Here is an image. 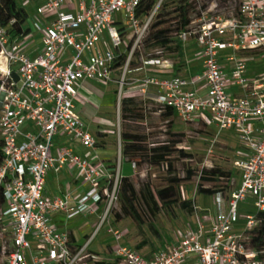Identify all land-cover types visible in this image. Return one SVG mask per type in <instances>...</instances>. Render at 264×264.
Segmentation results:
<instances>
[{"label":"built area","instance_id":"1","mask_svg":"<svg viewBox=\"0 0 264 264\" xmlns=\"http://www.w3.org/2000/svg\"><path fill=\"white\" fill-rule=\"evenodd\" d=\"M139 2L25 0L34 4L31 27L12 36V22L0 26V264L94 261L86 245L72 251L68 234L58 231L51 217L61 212L67 218L91 213L100 203L106 216L118 199L122 177L118 166L107 169L97 155L81 156L70 146L57 148L54 139L64 137L85 151L95 150L97 138L75 109L79 87L87 82L115 83L119 97L123 94L125 70L117 80L113 73L127 67L162 7L160 0L147 15L137 18ZM119 12H124V23L116 19ZM175 34L182 48L190 41L198 45L202 71L193 77H144L137 88L142 106L150 108L152 101L157 112L169 107L185 124L214 128V139L224 130H234L246 152L245 158L232 162L239 183L230 192L226 210L217 203L208 228L191 200L195 229L185 230L178 245L149 259L125 245H117L114 254L122 264H185L190 255L196 256L198 264H264L247 244L259 225L258 214L264 213V72L249 76L247 69L250 61L264 63V0H238L228 17H190L186 28ZM35 36L41 47L30 57L27 49ZM224 50L230 51L225 55L229 73L219 62ZM127 51L123 66L113 67L117 56ZM154 55L142 60L143 65L171 68L163 49H156ZM150 87L156 95L149 96ZM233 87L239 94L231 92ZM135 165L130 163L133 170ZM64 167L78 172L88 187L73 206L69 193L53 199L44 196L47 173ZM229 184L234 185L232 178ZM180 192L185 199L182 188ZM248 198L254 212L244 216V229L236 235L239 205ZM109 233L120 240L118 231ZM205 236L207 242H203Z\"/></svg>","mask_w":264,"mask_h":264},{"label":"rangeland","instance_id":"2","mask_svg":"<svg viewBox=\"0 0 264 264\" xmlns=\"http://www.w3.org/2000/svg\"><path fill=\"white\" fill-rule=\"evenodd\" d=\"M24 1L25 0H17V4L24 7L29 14V18L23 24L24 28H28L31 27V21L34 16V4L24 3ZM159 1L160 0H158V2ZM169 1L178 2L180 0H161L160 5H164ZM190 2V17L192 19L201 16L206 19H212L218 16L228 17L229 13L234 11L238 4V0H190ZM123 14L124 12L117 13L116 19L118 22H125ZM171 35V37L176 41V34L173 33ZM154 51L155 50L150 47H141L136 49L133 52L132 58L127 67H122L121 69L114 71L113 74L115 75V80H117L123 75L125 70V84L123 85V91L131 89L136 90V88L140 86V81L146 76L160 78L159 76L162 74L159 73V69L157 67L144 66L140 60V57L142 60H145L146 55L153 53ZM127 54L128 51L126 52V56ZM180 57L181 56L178 57L177 55L170 54L168 52H164L163 54L164 59H167L169 62L174 64L171 70H175V66L179 65ZM165 72L166 71H163V75ZM136 78L139 80L134 84H131V80ZM92 84H95L103 89L107 87L111 88V84L105 86L97 83ZM113 85L115 87L114 89H117L118 85L115 83ZM115 93L117 95L116 106L114 105L115 97L112 96L110 99H107V104L105 105L106 107H104L108 109V112H101L102 115L100 118H102V122H99V125L96 124V120H91L89 116H87L85 106H82V103L79 100L75 101L76 112L80 115L81 119L84 121L93 136L96 137V134H98V132H96L97 129L99 131L104 130L107 133V140H105V142H100L96 147L97 150L101 149L104 151L105 160L103 161V164L107 169H117L118 159L120 162L123 160L121 139L125 131H130L131 133L145 135L147 144L164 142L172 143L173 141H180V143L177 144L176 149L172 150L173 153L169 156V160L173 164L174 173L177 177L183 178L184 172L188 168L193 169L194 171L190 180H184L180 184L184 192L189 191L192 193L196 191L198 172L201 168L209 169L213 166H219L223 169L232 171V161L234 159L233 152L235 150H242L239 140L234 135V130L222 131L216 137V141L212 143L211 136L205 131L203 125L185 124L176 115H173L171 126H168V124L164 121L162 122L157 115L146 113L144 117V115L139 112H125L124 107L121 104V101L126 99L124 95L125 93L123 92L124 94L120 97L118 95V90H115ZM135 101L138 103L140 100L139 98H135ZM209 130L212 132L213 136L215 129L210 127ZM230 135H232V137H229ZM54 141H57V138H55ZM177 149H181L183 153L189 154L190 157L182 158L179 156V153L176 152ZM134 162L136 165L129 182L137 199H139L140 190L145 186L149 187L152 191L166 186V179L169 176L166 174V167L164 164L162 167L154 166L150 165L148 162L139 160L138 158H135ZM110 173L112 174L113 172ZM235 175L237 174L235 173ZM239 178L240 177H238L237 180H239ZM111 179H115V175H112ZM224 182L221 181L220 185H223L226 189L223 193L216 195V202H219L220 200L227 201L230 190L234 189L235 181L234 185H227ZM204 186L208 187L210 184H204ZM118 187H120V181H118ZM117 196L118 199L116 203L112 206L106 216H104L103 205L100 217L104 220L103 223H100L99 220L96 229H100L101 231L105 229V232L110 235L111 239L113 237L109 231H118L121 234V238L119 241L112 239L113 243L118 245L133 246L139 240L138 228L136 223L130 217L122 216L121 200L119 195ZM196 196L198 197V202L202 206L214 203L208 201V199L211 198L206 195L196 194ZM138 210L144 220L142 229L146 236L152 241L155 248H163L177 241L181 237L185 228L186 217L177 206L172 208L161 207V211L154 217L149 216L142 206H138ZM250 212H254V209L252 207V199L248 198L245 202L240 203L239 205L240 220L236 225L239 226L240 229L233 231L236 235H240L242 233L245 226L244 216L246 213ZM115 215H119L121 220H116ZM148 223H150L153 229L157 232V237L153 236L152 232L148 229ZM260 254L262 256L260 261L261 263H264V250H262ZM106 255L103 254L102 256L104 257ZM98 257H100V255H95L92 259L95 260L98 259Z\"/></svg>","mask_w":264,"mask_h":264},{"label":"crops","instance_id":"3","mask_svg":"<svg viewBox=\"0 0 264 264\" xmlns=\"http://www.w3.org/2000/svg\"><path fill=\"white\" fill-rule=\"evenodd\" d=\"M34 40L35 41L32 42L27 49L30 57H34L36 52L41 47L40 43L38 42V36H35ZM228 53H230V51L228 50H224L219 53V62L222 65L223 71L225 73H229L230 71V64L225 61V55H227ZM177 56L178 57L181 56L179 58L180 59L179 65L175 66V70H171V68L174 65L171 62V68H164L163 70L159 69V73L162 74L161 76H159L160 78H169L174 75L193 77L194 75H197L202 71V60L199 55V47L194 41L188 42L183 48L181 47V54ZM247 69H248L249 76H256L264 72V63H262L261 60H255L254 62L250 61L247 64ZM163 71H166L164 75H163ZM143 75L146 76L145 74ZM138 80H139L138 78L132 79L130 83L134 84ZM110 84H111V88L107 87L105 89L100 88L96 86L95 84L88 83V82L84 83L81 87H79L80 95L77 100H79L82 103V106H85L87 116H89L91 120H96V124L98 125H99V122H102V118H100L102 115L101 112H105V113L108 112L107 111L108 109L105 108L106 107L105 105L107 104V99H110L112 96L115 97L114 105L116 106L117 95L115 93V90L117 89H114L115 88L113 85L114 83H110ZM201 88H202L201 85L197 86V90L199 89V91L202 92L203 89ZM131 90H134V89H131ZM131 90L123 91L125 93V94L123 93L125 95V98L126 99L139 98L140 102H142L139 92L137 91V88L134 91H131ZM231 92L233 94H239L238 89L234 87L231 89ZM148 94L149 96H154L156 95V90L153 87H150L148 89ZM149 102H150L149 104L151 105L150 106L151 110H158V108H156V105H154L152 101H149ZM140 106H142V103ZM150 114L157 115L160 119L159 112L154 111V112H151ZM173 115H176L174 111H173ZM172 117L170 118L171 121H172ZM161 121L163 122V120ZM204 129L211 136L212 143H214L213 141H216V139L212 138L214 137V135L212 136V132L209 130V128L204 127ZM96 132H98V134H96V138H98L97 139L98 145L100 142H105V140H107V133L104 130L99 131L97 129ZM234 135L236 136V133ZM229 137H232V135H230ZM55 138H57V141H54L55 146L57 148L62 147V146H70L74 149V152L78 155L88 156V157L97 155L99 159H101L102 162L105 160L104 151L101 149L97 150L95 148V150L92 152L84 151L78 144L71 143L68 140H66L64 137L58 136ZM160 144L162 143L149 144V146L153 147L155 145H160ZM245 156H246V152L244 150H240V151L235 150L233 152V158H234L233 161L235 159L245 158ZM105 164H108V163H105ZM117 166L119 168L120 176L125 177L128 179V181H130V177L133 175V172H134V170L130 166V163L125 162L124 160L120 162L118 159ZM235 173L237 175H235ZM238 177H239L238 172L233 168L231 171V178L232 180L235 181L234 188L239 183V180H237ZM87 189L88 187L81 183L78 172L64 167L57 172L49 171L47 173L46 178H45L44 196L46 198L53 199L56 197H62L65 193H69L71 196L70 205L73 206L76 200L83 193H85ZM232 190H230V192ZM230 192L228 194V198L230 196ZM219 194H215L214 196H208L209 198H211V199H208V201H211L212 203L214 202L215 204L213 203V204H207V206H202L197 200L198 197L196 196V191L192 193H190L189 191L184 192L185 199L193 200L196 206L199 208V217L204 221V225L206 228H208L210 225V217H212L216 213L217 203L221 206L223 210H226L227 201H224V200H220L219 202L215 201L216 195H219ZM102 209H103V204L100 203L94 207L93 212L76 215L72 218H67L64 212L56 213L52 215L51 222L53 223L54 227L58 231L66 232L68 234L72 251H77L78 249L86 245L85 248L91 254L92 257H95V255H100L98 259H95V260L93 259L94 261H99L104 264H122L114 254V250L116 249L118 244L113 243L112 241L113 238L111 239L110 235H108L105 232V229H103L104 231L103 230L101 231L100 229L99 230L96 229L99 223V220L101 218L100 213L102 212ZM180 211L186 217L185 218L186 219L185 228L182 232V235H183L185 230L195 229V219H194L193 213L188 214L182 210ZM115 216H116V220H119V221L121 220L120 216H117V215ZM126 217H129V216H126ZM137 228L139 232V240L133 246H129V247L135 249L139 254H141L144 258H147V259L151 258L154 253L162 249H165L168 246L178 245L182 237L181 235V237L177 241L163 248L157 249L154 247L152 241L146 236L145 232L142 229V226L139 227L137 225ZM238 229H240L239 226L235 225L233 230L236 231ZM150 232L152 231L150 230ZM152 234L155 237L158 236L157 232L155 234L152 232ZM207 241H208V238L205 236L203 238V242H207ZM103 254L104 255L108 254V255L103 257L102 256ZM185 264H198L196 260V256L194 255L188 256L185 261Z\"/></svg>","mask_w":264,"mask_h":264},{"label":"trees","instance_id":"4","mask_svg":"<svg viewBox=\"0 0 264 264\" xmlns=\"http://www.w3.org/2000/svg\"><path fill=\"white\" fill-rule=\"evenodd\" d=\"M158 0H140L139 5L135 9V15L137 18H143L147 15L155 6ZM172 4H169L171 3ZM169 6V7H167ZM190 0H180L178 2L169 1L162 5L158 11L153 23L150 26L149 32L144 39L141 47H150L154 50L163 49L164 52H168L174 55L181 54V47L179 41H176L171 37L173 33H176L182 29H185L190 22ZM29 18L27 10L17 4V0H0V26L10 25L11 35L20 33L23 28V24ZM140 47V48H141ZM154 52L147 54L146 59L154 57ZM126 54H120L117 56L113 67L119 68L123 66L125 62ZM140 60L142 61L141 57ZM142 102H136L133 98L123 99L121 104L124 107L125 112L136 113L139 112L145 115L157 110H151L150 108L144 109L140 106ZM160 113V119L171 126L170 118L173 115V111L169 107H164ZM122 158L125 162L131 163L135 158L148 162L150 165L160 166L163 164L166 167V174L169 177L166 179V186L152 191L149 187H144L139 192V199L133 193L131 185L127 178L122 177L120 179L119 197L121 200V212L122 216H129L140 227L144 224L142 215L138 210V206H142L149 216L154 217L161 211V207L172 208L177 206L180 210L191 214L193 212L192 201L181 198V182L184 180H190L194 174L193 169H186L184 177H177L174 173L173 164L169 160L172 150L176 149L177 144L180 141L164 142L160 145L150 147L146 142L145 135L131 133L125 131L122 136ZM1 147V143H0ZM182 158H189L190 155L183 153L181 149L176 151ZM1 161V151H0ZM231 178V171L223 169L219 166H213L209 169L201 168L198 172V183L196 184V194H202L206 196H214L215 194H221L225 191L226 187L221 184V181L229 184ZM204 184H210L205 187ZM3 204L2 190L0 189V206ZM141 208V207H140ZM119 216V215H117ZM259 225L250 233L248 246L256 252V259L261 260L262 256L260 251L264 250V213L258 214ZM149 230L154 234L152 225L147 224ZM92 264H104L99 261H93Z\"/></svg>","mask_w":264,"mask_h":264},{"label":"water","instance_id":"5","mask_svg":"<svg viewBox=\"0 0 264 264\" xmlns=\"http://www.w3.org/2000/svg\"><path fill=\"white\" fill-rule=\"evenodd\" d=\"M11 76L15 81H17V76L14 73H12Z\"/></svg>","mask_w":264,"mask_h":264}]
</instances>
